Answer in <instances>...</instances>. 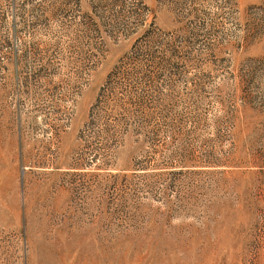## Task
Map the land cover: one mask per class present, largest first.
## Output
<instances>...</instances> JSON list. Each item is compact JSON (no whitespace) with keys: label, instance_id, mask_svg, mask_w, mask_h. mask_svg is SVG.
<instances>
[{"label":"rangeland","instance_id":"1","mask_svg":"<svg viewBox=\"0 0 264 264\" xmlns=\"http://www.w3.org/2000/svg\"><path fill=\"white\" fill-rule=\"evenodd\" d=\"M0 264H264V0H0Z\"/></svg>","mask_w":264,"mask_h":264}]
</instances>
